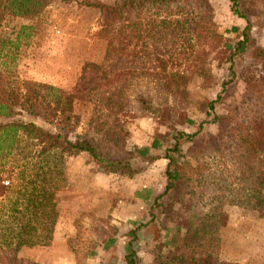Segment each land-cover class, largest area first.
<instances>
[{"label": "rangeland", "instance_id": "374dc122", "mask_svg": "<svg viewBox=\"0 0 264 264\" xmlns=\"http://www.w3.org/2000/svg\"><path fill=\"white\" fill-rule=\"evenodd\" d=\"M117 1L49 0L40 12L25 17L6 11L0 26V86L11 91L21 88L23 93H28L32 101L38 104L47 99L48 86L60 92L74 93L85 64H102L109 42L101 32L106 23L101 10L85 4L113 5ZM207 2L206 9L195 3L156 7L153 10L147 8V13H156L157 21L181 12L190 14V18L201 17L205 11L221 36L218 41L211 43L197 42L193 41L192 36L189 39L180 32L178 35L180 39L186 40L185 43H165L168 47L161 48L169 52L158 54V58H163L164 62L156 61V75L187 72L189 76L186 86H179L185 94L177 97L168 94V87L174 90L177 86H162L163 80H153L152 76L129 80L122 90L124 102L130 111L125 116L119 115V126L113 124V119H106L107 123L117 127V134L113 130L110 135L100 129L103 117L98 115L94 104L77 100L73 107L72 117L77 128L70 137L88 134V137L102 146V154L115 160H126L129 164L125 169L110 172L99 167L88 153L74 156L60 154L62 166L56 183L59 187L54 196L58 219L54 233L61 224V231L68 237L69 247L76 254L79 264H89V255L96 253L98 243L111 236L115 228L109 226L108 220H99L95 216V210L106 208L102 203L93 209L94 213H90V209L83 211L82 207L80 209L77 206L84 204L87 209L88 198L101 194L104 182L109 185V192L114 198L118 195L131 198L138 174L144 176L143 181L149 184L153 195L151 184L156 185V161L165 160L167 170L168 160L165 156L175 144L174 136L178 132L195 133L203 122L209 123L204 125L203 132L194 142L184 145L183 153L178 157L181 164L189 162L190 166H185L184 174L191 180L187 179L180 192L173 191L164 195L165 187L159 202L156 203L154 196L148 207L151 221L157 219L156 224L161 229L175 224L186 232L182 244L175 251L163 250L160 243L159 249L165 253L159 261L166 264L180 251L189 254V248L185 249L184 242L191 214L196 212L201 215L218 206L216 199L221 197L223 190L220 180L229 170L230 158L240 154V149L236 147L241 135L246 133L241 128L245 124L244 117L251 118L264 111V67L256 52L257 49H264V0L240 1L241 12L250 20L252 31L250 43L234 59L235 75L230 70L228 58L235 52L239 42L243 41L247 22L232 11L230 0ZM143 15H147L146 12ZM121 26L117 23L118 28ZM132 30L129 27L126 33L130 34ZM166 30L164 28L160 34ZM200 64L206 75L192 76L191 69L200 68ZM30 87L33 90L31 92ZM140 94L152 98L154 106L162 109L160 115L145 113L140 109ZM220 95L222 103L217 109L219 123H211L215 115L205 111L202 103L216 100ZM165 108H171L172 111L167 112ZM53 109L51 107L47 113L38 109V117L28 114L13 119L0 117V124L24 120L35 122L47 131L57 133L62 130L66 134L67 128L58 118V110L62 109ZM215 137H220L218 146L210 144ZM21 148L25 149L24 152L40 149L26 139L22 140ZM22 158V152L16 151L2 169V184L8 193L7 196H0V212L2 208L8 209L11 204L9 198H15V192L24 183L20 175L24 162ZM197 158L206 164L198 172L193 170L198 169ZM150 168L153 171L152 177H149ZM166 170L163 174L165 181ZM202 171L208 178L199 180L197 176L196 179L193 173L201 174ZM213 183L218 184L219 190ZM222 198L231 200L227 196ZM113 203L116 207L115 201ZM217 212L216 236L212 243L214 258L228 264H264V218L261 213L250 206L232 203H222ZM94 241L97 244L92 248ZM50 244L22 247L18 252L0 248V264H42L36 259H41V252L45 250L42 248Z\"/></svg>", "mask_w": 264, "mask_h": 264}, {"label": "trees", "instance_id": "16d2710c", "mask_svg": "<svg viewBox=\"0 0 264 264\" xmlns=\"http://www.w3.org/2000/svg\"><path fill=\"white\" fill-rule=\"evenodd\" d=\"M240 1L230 0L232 11L247 22L243 31V41L239 42L235 52L228 58L233 75H235L234 59L238 52L245 49L246 45L250 43L252 31L250 20L241 12ZM48 2L49 0H0V26L6 11L20 17L33 16L40 12ZM192 3L202 5L203 9L208 7L207 0H118L113 5L85 4L88 7L101 10L106 22L101 32L105 34L109 42L102 64H85L74 93L60 92L48 86L46 88L47 99L38 104L37 101H32L28 93H23L21 88L11 91L0 86V117L13 119L22 114L38 117L40 115L38 109L47 113L53 107V111L62 109V111L58 110V118L67 128V133L63 134L62 130L57 133L50 132L39 127L35 122L28 123L24 120H13L0 124V196H7L8 193V189L2 184L1 176L6 162L16 151L22 152L24 161L20 172L24 183L15 192V198H9L11 204L8 209L2 208L0 212L1 249L18 252L22 247L47 246L52 241L54 227L58 219L54 196L56 188L59 187L56 183L62 166L60 154L74 156L79 153H88L99 167L110 172H117L129 166L126 160H115L102 154V146L97 144L93 138L88 137V134H77L73 138L70 137V135H74L77 128L75 119L72 117V110L77 100L94 104L98 115L103 117L100 129L110 135L113 130L117 134V127L107 123L106 119H113V124L119 126V115L125 116L130 111L124 102L122 90V87L127 86L130 82L129 80L152 76L153 80L156 78L163 80L164 85L162 86H177L174 90L168 87L166 89L168 94L172 93L177 97L186 93L179 86H186L185 83L189 76L187 72L156 75V61L164 62L163 58H158V54L160 52L168 54L169 52V50L161 48H167L173 42L183 41L185 43L186 40L180 39L178 35L180 32L189 39L192 36L193 41L197 42L211 43L218 41L221 36L215 30L214 23L205 11L206 16L202 12L201 17L190 18V14L181 12L172 15L171 18L157 21L156 13H147L149 12L147 8L153 10L156 7H172L171 5L175 4L190 5ZM143 12H146L147 15H143ZM117 23L122 26L118 28ZM129 27L133 30L132 33L127 34L126 31ZM164 28L167 30L160 34ZM125 39L130 43L124 42ZM161 43L163 44L161 45ZM206 46L210 47L211 45ZM256 52L257 57L263 61L264 67V49H257ZM196 60L199 61L197 56ZM152 66L154 69H151ZM199 67L191 69L192 76L206 75L204 67L201 64ZM225 88L224 84L223 90ZM29 90L33 91L32 88ZM140 95L138 101L140 109L145 113L160 115L162 109L159 106H154L152 98L149 95L147 97L146 94ZM221 103V95L216 100L202 103V108L205 111L215 115L211 123H219L220 117L217 109ZM164 110L172 111L171 108ZM253 116L251 118L244 117L245 124H242L241 128L246 133L241 135L236 147V149H240V154L230 158L229 170L220 180L223 190L221 197L216 199L218 206L210 208L201 215L196 212L191 214L184 242L185 249L189 248V254L180 251L166 264H228L219 262L212 253V243L216 236L214 232L217 225V211L222 207V203L250 206L259 211L264 218V111ZM207 123L209 122L201 123L195 133L178 132L174 136L175 144L165 156L168 166L165 173L166 190L164 195L173 191L180 192L185 186L189 178L187 174H184L185 166H190V164L188 161L183 164L179 163L178 157L183 153L184 145L194 142L195 138L203 132V127ZM23 139L32 142L40 149L24 152L25 149L21 148ZM219 140L220 137H215L210 144L218 146ZM214 149L216 151V147ZM197 160L199 162L198 169H193L196 172L201 167H206L204 161L198 158ZM193 174L196 179L198 176L199 180L208 178L203 174V171L201 174ZM189 179L191 180V178ZM212 185L219 190L218 184L213 183ZM225 196L231 200L222 198ZM162 197L161 195L156 203ZM198 199L199 197H197ZM128 264L134 263L128 258Z\"/></svg>", "mask_w": 264, "mask_h": 264}, {"label": "crops", "instance_id": "0c3cea01", "mask_svg": "<svg viewBox=\"0 0 264 264\" xmlns=\"http://www.w3.org/2000/svg\"><path fill=\"white\" fill-rule=\"evenodd\" d=\"M165 168V160L156 161V185L151 184L153 195L149 184L143 181L144 176L138 174L136 175L137 185L132 191L131 198L127 195H118L114 198L109 192V185L104 182L101 194L88 198L87 209L84 204L77 206L80 209L82 207L83 211L90 209V213H94L98 204L102 203L106 208L95 210V216L99 220H108L109 226L115 228L111 236L100 241L98 246L94 241L92 248L96 246L97 249H95L96 253L92 252L89 255V264H128V258L134 264H162L159 260L165 252L160 251V243L163 250L175 251L179 248L185 237V229L175 224L161 229L156 224L157 219L154 222L151 221L152 217L148 212L153 197L156 196L157 201L165 190L166 181L163 176ZM149 171V177H152V168ZM114 201L117 204L116 207H114ZM97 239L99 240L95 238ZM68 240V237L62 233L60 224L50 246L43 247L42 249L45 250L41 252L43 253L41 259L36 260L42 264H79L76 254L69 247Z\"/></svg>", "mask_w": 264, "mask_h": 264}, {"label": "built area", "instance_id": "2783aa9c", "mask_svg": "<svg viewBox=\"0 0 264 264\" xmlns=\"http://www.w3.org/2000/svg\"><path fill=\"white\" fill-rule=\"evenodd\" d=\"M8 184V183H7Z\"/></svg>", "mask_w": 264, "mask_h": 264}]
</instances>
